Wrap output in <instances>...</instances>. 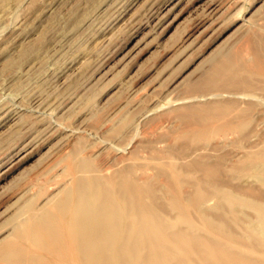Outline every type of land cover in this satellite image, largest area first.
<instances>
[{"label": "rangeland", "instance_id": "374dc122", "mask_svg": "<svg viewBox=\"0 0 264 264\" xmlns=\"http://www.w3.org/2000/svg\"><path fill=\"white\" fill-rule=\"evenodd\" d=\"M76 176L264 264V0H0V257Z\"/></svg>", "mask_w": 264, "mask_h": 264}, {"label": "bare ground", "instance_id": "6f19581e", "mask_svg": "<svg viewBox=\"0 0 264 264\" xmlns=\"http://www.w3.org/2000/svg\"><path fill=\"white\" fill-rule=\"evenodd\" d=\"M228 56L218 60H221L220 65L226 67L227 72L233 61ZM214 61L216 63L213 64L218 66L217 60ZM235 64L232 65L234 71L237 69ZM210 78L214 80L213 76ZM74 166L76 168L77 165ZM96 176H76L78 178L74 181V188L62 190V193L60 191L57 196H53L50 207H46L49 204L46 203L40 210H29L28 219L24 218L27 221L23 229L19 222L17 225L21 230L17 226L15 228L18 230L15 237L25 242L21 245L27 243L28 250L8 247L4 250L5 254H1L0 260L4 264H216L218 246L214 240L205 241L203 236L187 233L185 229H182L184 232L181 229V232L177 231V235H170L160 221L161 213L166 214V211L159 206H147L138 195L136 185L124 180L115 182V178L109 177V184L106 182V185L105 180ZM183 194L182 197L187 198ZM206 205L202 203L196 206L198 212L203 213L204 208L207 209ZM204 212L207 214L206 210ZM179 216L182 218V214ZM201 219L204 220L203 217ZM247 227H244L246 233L248 231L264 239V216L256 222H250ZM259 244L262 245L261 242ZM240 259L242 261L244 258ZM222 264H229V261Z\"/></svg>", "mask_w": 264, "mask_h": 264}]
</instances>
